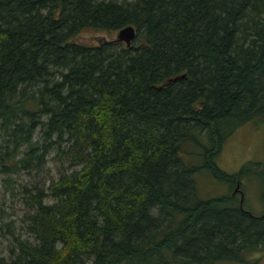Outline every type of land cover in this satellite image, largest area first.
Returning a JSON list of instances; mask_svg holds the SVG:
<instances>
[{
  "label": "trees",
  "instance_id": "16d2710c",
  "mask_svg": "<svg viewBox=\"0 0 264 264\" xmlns=\"http://www.w3.org/2000/svg\"><path fill=\"white\" fill-rule=\"evenodd\" d=\"M128 26V48L75 42ZM248 123L264 126V0H0V181L29 179L0 264L248 263L264 214L195 179L251 173L215 163Z\"/></svg>",
  "mask_w": 264,
  "mask_h": 264
},
{
  "label": "rangeland",
  "instance_id": "374dc122",
  "mask_svg": "<svg viewBox=\"0 0 264 264\" xmlns=\"http://www.w3.org/2000/svg\"><path fill=\"white\" fill-rule=\"evenodd\" d=\"M116 37L117 32L96 33L86 31L79 34L75 38V42L98 46L101 43L115 41ZM49 163L47 169L51 171L53 177H56L58 164L51 161ZM215 163L221 172L230 176L247 164V169L251 173L240 179L241 186L239 188L242 193V210L255 217L264 213V126L248 123L236 129L222 144ZM254 172H257V174H253ZM40 177H44V174H41ZM12 179L16 182L11 183L10 186L3 185L0 181V226L2 222L12 223L14 233L20 234L24 233L20 231V227L22 226L21 220L26 207L18 187L20 184H25L29 179L25 175L12 177ZM195 179L197 182V187L195 186L197 195L203 200L228 196L233 189V185L230 188L226 183L215 179L209 170H201L195 176ZM0 235V257H2L6 256L7 248L10 247L13 238L9 233H6L4 228L1 229ZM246 259L248 261L246 264H264V253L254 252L246 256ZM217 264L235 263L221 262Z\"/></svg>",
  "mask_w": 264,
  "mask_h": 264
},
{
  "label": "water",
  "instance_id": "95a60500",
  "mask_svg": "<svg viewBox=\"0 0 264 264\" xmlns=\"http://www.w3.org/2000/svg\"><path fill=\"white\" fill-rule=\"evenodd\" d=\"M136 36V30L131 27H125L117 32V37L115 41L112 42H120L125 45V47H130L131 43L134 41ZM241 208V207H240Z\"/></svg>",
  "mask_w": 264,
  "mask_h": 264
},
{
  "label": "flooded vegetation",
  "instance_id": "af4514ba",
  "mask_svg": "<svg viewBox=\"0 0 264 264\" xmlns=\"http://www.w3.org/2000/svg\"><path fill=\"white\" fill-rule=\"evenodd\" d=\"M258 166H259V164H257ZM241 179V178H240ZM240 179L238 180H236L235 182H234V184H233V189H232V191H231V196H235V197H237L238 196V203H239V207L241 206V196H242V193H241V191H240ZM262 214H264V213H262ZM261 214V215H262Z\"/></svg>",
  "mask_w": 264,
  "mask_h": 264
},
{
  "label": "bare ground",
  "instance_id": "6f19581e",
  "mask_svg": "<svg viewBox=\"0 0 264 264\" xmlns=\"http://www.w3.org/2000/svg\"><path fill=\"white\" fill-rule=\"evenodd\" d=\"M136 30V29H135Z\"/></svg>",
  "mask_w": 264,
  "mask_h": 264
}]
</instances>
